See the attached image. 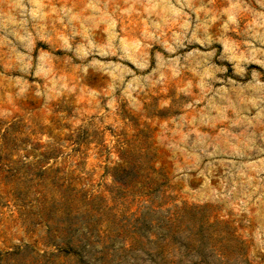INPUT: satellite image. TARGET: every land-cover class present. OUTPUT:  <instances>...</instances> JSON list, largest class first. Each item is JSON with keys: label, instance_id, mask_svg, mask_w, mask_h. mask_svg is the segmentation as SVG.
Returning <instances> with one entry per match:
<instances>
[{"label": "rangeland", "instance_id": "obj_1", "mask_svg": "<svg viewBox=\"0 0 264 264\" xmlns=\"http://www.w3.org/2000/svg\"><path fill=\"white\" fill-rule=\"evenodd\" d=\"M0 264H264V0H0Z\"/></svg>", "mask_w": 264, "mask_h": 264}, {"label": "trees", "instance_id": "obj_2", "mask_svg": "<svg viewBox=\"0 0 264 264\" xmlns=\"http://www.w3.org/2000/svg\"><path fill=\"white\" fill-rule=\"evenodd\" d=\"M157 236V235H156ZM166 238H169V241H175V232L171 230V228H167V234H165ZM133 248V245H131V247L129 249L126 250H130Z\"/></svg>", "mask_w": 264, "mask_h": 264}]
</instances>
